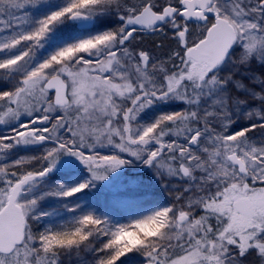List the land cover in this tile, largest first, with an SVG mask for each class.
<instances>
[{
	"label": "snow or ice",
	"instance_id": "1",
	"mask_svg": "<svg viewBox=\"0 0 264 264\" xmlns=\"http://www.w3.org/2000/svg\"><path fill=\"white\" fill-rule=\"evenodd\" d=\"M39 3L0 0V125L27 117L0 136V161L52 145L0 163V264H264V0H69L29 26ZM96 16L116 27L38 57L57 25ZM238 120L251 123L231 131ZM62 155L93 181L136 158L178 181L174 203L128 224L88 212L34 231L31 189Z\"/></svg>",
	"mask_w": 264,
	"mask_h": 264
},
{
	"label": "rangeland",
	"instance_id": "2",
	"mask_svg": "<svg viewBox=\"0 0 264 264\" xmlns=\"http://www.w3.org/2000/svg\"><path fill=\"white\" fill-rule=\"evenodd\" d=\"M68 3L69 0H54L52 3L54 7L51 9L62 8ZM34 13H37L36 16L39 17V11ZM30 16V20H34L35 15L31 13ZM94 19L95 22L90 28H81L76 22L66 20L64 23L72 28L69 33L62 32L66 41L70 40L68 36L73 39L87 38L92 34L96 35L116 27L113 16H96ZM157 51L158 54L163 55L166 49ZM253 71H260V69L254 66ZM8 87L7 83L0 81V91L7 90ZM257 87L260 86L257 85ZM173 110L171 102L156 104L142 113L138 119L143 123H151L159 115ZM26 119L27 117H22L21 121L0 125V136L12 135V129L18 128L19 124ZM249 123L251 121L238 120L231 131H239L241 127H246ZM51 146L48 142L16 145L7 153V158L0 163H9L22 157H37ZM104 154H109L108 150H104ZM123 158L130 162L110 172L106 180L93 181L87 166L79 158L62 155L55 169L31 189L30 198L37 199V205L32 214L39 217L33 221L34 231L43 232L74 225L80 215L88 212L103 219L108 218L107 221L113 225L133 222L174 203V196L171 193L178 190L174 187L178 183L176 179L158 176L152 168L136 158L129 156ZM90 181L89 187L71 197L61 194ZM106 239L104 237L97 240V246ZM70 256L72 258L66 260L65 264H79L74 254ZM124 264H144V258L131 262L128 258H124Z\"/></svg>",
	"mask_w": 264,
	"mask_h": 264
},
{
	"label": "bare ground",
	"instance_id": "3",
	"mask_svg": "<svg viewBox=\"0 0 264 264\" xmlns=\"http://www.w3.org/2000/svg\"><path fill=\"white\" fill-rule=\"evenodd\" d=\"M53 2H54V0H41V3H39L38 5L30 8V9H28L29 16L31 13L35 15L34 20L33 19L30 20L29 26H34V21L46 17L47 15L51 14V12H53V11L59 10L60 8L51 9V7L52 8L54 7V5H52ZM38 11H39V17L36 16L37 13H34V12H38ZM30 18H31V16H30ZM70 30H72V28L70 26H68L66 23L57 25L55 27L54 31L49 34L48 38H46V41L44 42L43 48H41L37 54L38 57L41 59L46 58V57L50 56L51 54H53L55 51H58L60 48L66 47L68 45L77 43L82 39H85V38H80V39L74 38L73 39L70 36H68L70 38V40L66 41V38L62 32L69 33ZM94 35L95 34H92L89 37L94 36ZM89 37H87V38H89ZM107 219L108 218H106V220ZM128 223H131V222H126V223H122V224H128ZM115 225H120V223H115Z\"/></svg>",
	"mask_w": 264,
	"mask_h": 264
},
{
	"label": "water",
	"instance_id": "4",
	"mask_svg": "<svg viewBox=\"0 0 264 264\" xmlns=\"http://www.w3.org/2000/svg\"><path fill=\"white\" fill-rule=\"evenodd\" d=\"M72 22H76L78 24L79 27L81 28H90L93 26L95 19L91 18V19H80V20H71Z\"/></svg>",
	"mask_w": 264,
	"mask_h": 264
}]
</instances>
